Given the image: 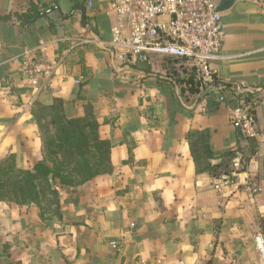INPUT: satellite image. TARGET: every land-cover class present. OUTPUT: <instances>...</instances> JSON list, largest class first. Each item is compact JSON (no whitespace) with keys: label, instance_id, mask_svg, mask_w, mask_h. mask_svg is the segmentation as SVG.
Listing matches in <instances>:
<instances>
[{"label":"crops","instance_id":"crops-1","mask_svg":"<svg viewBox=\"0 0 264 264\" xmlns=\"http://www.w3.org/2000/svg\"><path fill=\"white\" fill-rule=\"evenodd\" d=\"M40 1L58 4L25 18L31 0H0V15H12L0 21V159L16 153L32 169L42 158L34 103L62 97L70 116L93 105L101 137L113 144L114 171L59 187L58 217L0 201V264H264L256 242L264 238V0H236L222 12L223 46L212 61L219 85L190 103L157 80L169 58L154 56L147 75L115 61L107 43L117 16L108 0L84 6L98 33L82 23V0ZM30 47L51 67L37 84L20 57ZM229 84L259 89L253 154L232 124L235 101L220 90ZM204 128L216 154L243 155L240 179L218 187L217 177L197 172L187 134Z\"/></svg>","mask_w":264,"mask_h":264},{"label":"trees","instance_id":"trees-1","mask_svg":"<svg viewBox=\"0 0 264 264\" xmlns=\"http://www.w3.org/2000/svg\"><path fill=\"white\" fill-rule=\"evenodd\" d=\"M57 4L54 1L46 3L31 0L29 11L33 14L26 16L24 13L21 16L44 17ZM79 4L87 7V0H82ZM11 18L12 15H0V21ZM86 23L98 33L97 27L92 25L88 16H86ZM50 28L54 32L53 24H50ZM169 61H173L175 65L170 66L165 74H159L157 80L167 82L172 87L173 94L178 87L179 95L186 103L199 99L203 90L195 78L193 69L189 67L190 72L180 70L181 66L178 67V65H182V61L170 58ZM134 71L143 72L146 75L152 72L148 64H138L134 66ZM181 71L186 73L185 78L180 77ZM217 85L219 80L213 86ZM220 90L223 95L232 96L235 107L244 98L258 99V92L249 91L240 95L231 84L221 87ZM84 111L83 116L68 115L65 100L62 97H55L48 105L39 101L34 103L33 115L40 131L42 158L32 169L21 167L16 153H10L0 159V201L15 205L34 204L39 208L43 219H46L48 215L58 217L61 213L59 187L75 188L97 176L111 174L114 171L111 161L113 144L109 139L101 137L100 122L90 102L84 103ZM237 131L241 134L239 130ZM187 139L198 173L206 172L219 179L223 174H232L235 157H243L235 150L216 154L212 146L210 128L191 130L187 134ZM247 140L251 144L248 147H251L250 153H255L257 146L255 138ZM227 157L232 159V163ZM50 175L53 176L54 185L51 183ZM261 226L264 235V219H261ZM207 264H213L212 260H209Z\"/></svg>","mask_w":264,"mask_h":264},{"label":"built area","instance_id":"built-area-1","mask_svg":"<svg viewBox=\"0 0 264 264\" xmlns=\"http://www.w3.org/2000/svg\"><path fill=\"white\" fill-rule=\"evenodd\" d=\"M117 16L112 38L107 43L120 67L150 64L154 56L180 60L193 69L203 93L212 90L219 80L212 61L223 46L224 22L215 0H108ZM91 42V37L83 38ZM103 46V43H100ZM37 48H26L20 55L23 71L32 83L51 74V67L39 57ZM134 70V69H132ZM80 83V81H77ZM252 90L238 89L241 95ZM257 100L243 99L233 109L232 124L244 138L258 135L254 114ZM245 169L243 157L233 159L232 174H223L217 186L240 179ZM259 250L264 254V238L256 236Z\"/></svg>","mask_w":264,"mask_h":264},{"label":"water","instance_id":"water-1","mask_svg":"<svg viewBox=\"0 0 264 264\" xmlns=\"http://www.w3.org/2000/svg\"><path fill=\"white\" fill-rule=\"evenodd\" d=\"M236 0H216V3H217V6H216V9L219 11V12H224L228 9H230L234 3H235ZM81 10H82V23L83 25L85 26L86 30L89 32V33H93L92 30L86 25V22H85V13H86V10H85V7L82 6L81 7ZM113 52V51H112ZM114 55V53H113ZM122 69H129V70H132L134 68L130 67V66H125L123 67ZM77 89L79 90V86L77 87ZM253 92L255 91H259V89H254L252 90ZM50 180H51V183L52 185H54V181H53V176L50 175Z\"/></svg>","mask_w":264,"mask_h":264},{"label":"rangeland","instance_id":"rangeland-1","mask_svg":"<svg viewBox=\"0 0 264 264\" xmlns=\"http://www.w3.org/2000/svg\"><path fill=\"white\" fill-rule=\"evenodd\" d=\"M160 62L162 64L161 66H163V68L165 70L164 72H166V70H168V68H170V66L175 65V63L173 61H169V59H161ZM179 66H181V67H179ZM178 67L180 68V70H185V71L190 72L189 66L187 67L184 64H182V65H178ZM227 158H228L229 162L232 163V159H230V157H227Z\"/></svg>","mask_w":264,"mask_h":264}]
</instances>
